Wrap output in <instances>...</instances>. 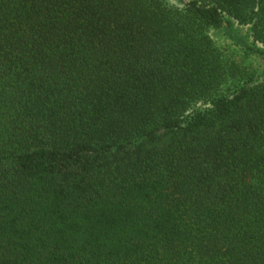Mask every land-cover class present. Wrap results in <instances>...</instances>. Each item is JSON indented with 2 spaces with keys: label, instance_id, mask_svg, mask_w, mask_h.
I'll return each mask as SVG.
<instances>
[{
  "label": "trees",
  "instance_id": "1",
  "mask_svg": "<svg viewBox=\"0 0 264 264\" xmlns=\"http://www.w3.org/2000/svg\"><path fill=\"white\" fill-rule=\"evenodd\" d=\"M224 13L264 45V0H0V264H264V81L184 120Z\"/></svg>",
  "mask_w": 264,
  "mask_h": 264
},
{
  "label": "rangeland",
  "instance_id": "2",
  "mask_svg": "<svg viewBox=\"0 0 264 264\" xmlns=\"http://www.w3.org/2000/svg\"><path fill=\"white\" fill-rule=\"evenodd\" d=\"M169 5L183 7L189 0H165ZM224 15V22L217 28H209L207 35L219 55L224 70L221 83L210 99L192 103L184 115L189 116L212 108L213 101L236 92L240 87L264 81V45L255 39L251 23H241L235 18Z\"/></svg>",
  "mask_w": 264,
  "mask_h": 264
}]
</instances>
